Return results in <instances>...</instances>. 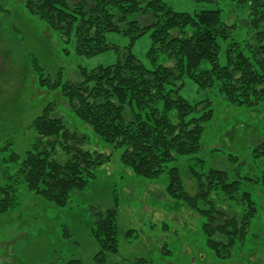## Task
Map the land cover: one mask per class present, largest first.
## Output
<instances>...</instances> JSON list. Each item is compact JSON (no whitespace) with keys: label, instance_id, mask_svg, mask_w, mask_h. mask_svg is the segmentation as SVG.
<instances>
[{"label":"trees","instance_id":"16d2710c","mask_svg":"<svg viewBox=\"0 0 264 264\" xmlns=\"http://www.w3.org/2000/svg\"><path fill=\"white\" fill-rule=\"evenodd\" d=\"M232 1L236 10L244 12L237 22H227L220 9L180 12L162 0L22 2L66 44L73 43L78 55L93 56L114 48L107 42L110 32L130 35L132 45L150 31L151 66L141 62L130 45L124 53L116 47L118 58L111 64L80 68L74 80L63 81L60 74L55 79L46 76L31 57L33 71L39 86L59 90L105 145L123 149V163L135 174L149 180L167 174L166 193L204 217L207 244L220 260L231 257L237 242L246 241L257 214L243 180L264 183V175L237 178L232 170L190 167L196 192L187 191L176 162L198 156L214 108L209 98L192 104L179 91L187 76L202 88L217 87L230 104L252 107L264 101V0ZM241 21L247 37L239 42L234 35ZM223 40L228 42L226 62L220 64ZM204 63L210 66L201 68ZM55 108L53 103L47 105L31 123L36 134L33 147L22 158L15 151L10 154V160L18 164L14 174L4 173L7 183L0 186V216L16 207L21 185L55 206H67L71 195L85 191L97 179L99 167L111 159L110 154L86 149L89 135L69 129ZM58 153L61 159L56 158ZM253 155L264 156V138L253 148ZM229 156L240 164L238 155ZM214 193H222L228 208L219 206ZM118 218L117 201L93 214L90 229L99 245L97 264H123L109 262V256L119 252ZM134 232L128 230L125 238L132 239ZM66 264L83 263L72 259Z\"/></svg>","mask_w":264,"mask_h":264},{"label":"rangeland","instance_id":"374dc122","mask_svg":"<svg viewBox=\"0 0 264 264\" xmlns=\"http://www.w3.org/2000/svg\"><path fill=\"white\" fill-rule=\"evenodd\" d=\"M162 1L180 12L220 9L227 22L244 17L232 0ZM22 2L0 0V186L7 183L4 173L14 174L18 164L10 160V154L15 151L22 158L33 147L36 134L31 123L51 103L56 105V114L66 121L69 129L89 135L91 142L86 149L110 154L111 159L99 167L97 179L85 191L71 195L65 207L28 193L21 185L16 207L0 216V264H66L72 259L97 264L94 257L99 245L90 229L93 214L113 207L116 201L120 247L117 254L109 256V262L264 264L263 182L243 180L242 187L252 194L257 214L246 241L237 242L231 257L220 260L207 244L204 217L166 193V173L153 180L135 174L123 163V149L105 145L69 107L59 90L39 86L31 57L44 68L46 76L55 79L60 74L63 81L74 80L80 68L92 69L115 62L116 47L124 53L131 45V36L110 32L107 42L114 48L93 56L78 55L73 43L66 44L58 33L30 14ZM243 23L235 29L234 38L239 42L247 37ZM227 43V40L221 43L220 64L226 62ZM150 47L149 31L133 41L131 50L141 62L151 66L147 55ZM209 66L204 63L201 68ZM183 82L181 96L192 104L209 98L214 108L212 120L205 124L203 148L198 156L181 157L176 162L187 191L196 192L190 167L232 170L237 178L246 175L261 178L264 156L254 157L253 148L264 138V101L252 107L234 105L218 94L217 87L202 88L187 76ZM230 154L238 155L240 164L230 159ZM61 155L58 153L56 158L61 159ZM213 196L219 206L228 208L222 193ZM130 229L135 232L129 240L125 233Z\"/></svg>","mask_w":264,"mask_h":264}]
</instances>
